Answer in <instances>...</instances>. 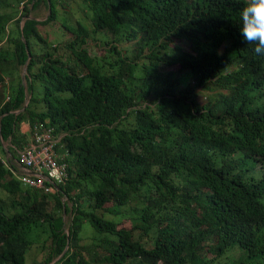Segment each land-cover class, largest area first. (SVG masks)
Wrapping results in <instances>:
<instances>
[{
	"label": "trees",
	"instance_id": "trees-1",
	"mask_svg": "<svg viewBox=\"0 0 264 264\" xmlns=\"http://www.w3.org/2000/svg\"><path fill=\"white\" fill-rule=\"evenodd\" d=\"M77 1L104 28L67 22L56 44L41 28L62 0H0V264H27L35 233L49 238L33 264L264 259V0ZM42 2L49 18L28 19ZM44 128L64 135L70 180L55 194L3 161V142L16 160Z\"/></svg>",
	"mask_w": 264,
	"mask_h": 264
},
{
	"label": "rangeland",
	"instance_id": "rangeland-1",
	"mask_svg": "<svg viewBox=\"0 0 264 264\" xmlns=\"http://www.w3.org/2000/svg\"><path fill=\"white\" fill-rule=\"evenodd\" d=\"M62 2H63V5L59 4V6H58V10L60 11V16L58 17V23L59 24L58 23L57 24L52 23L51 26L41 28L42 34L45 36L46 35L45 33L49 32L50 33V39L52 41L56 42V44L58 42L62 43V41L67 39V36H63L65 29L62 28V26L67 22L75 23L76 20H79L90 30H93L94 28H100V29L104 28L102 23L93 19L92 12L88 11L86 9L85 5L81 4V1L62 0ZM21 12H22V6L19 8V13H21ZM50 15H51L50 9L48 8V6L44 2H42L36 10L31 11L30 17H32L38 21H45L49 18ZM13 27H14V23L10 24L9 31ZM97 38H100V34L97 35ZM42 46L43 45H39L38 48L40 49ZM9 47H10V45L8 44V42H6V40L2 41V43L0 44L1 50L7 49ZM88 47H89V51H90L91 55H93V57L96 58L97 62H99L105 66H108V63L113 61V59L116 57L115 55L108 53L109 48L107 46H105L101 41H96L93 38H90ZM118 48H119V50H121L125 53V51L128 49L133 50L134 43L133 42H121V43H118ZM105 50L107 51L106 54H105ZM24 70H25V66H21L19 68V74L21 76H23ZM182 76H183L184 81L187 82V80L189 79V74H184ZM198 92H199L200 103L202 105L206 104L208 101L207 100V93H204V91H201L200 89ZM3 146H4V149L7 151H10V149L12 148L11 144L7 143V142H3ZM58 151H59V148H58ZM62 200L64 203H66L67 205L72 207V203L69 202L68 199L62 198ZM54 205H55V201L51 199L49 209L51 210L54 207ZM71 221H72L71 215H68V216L64 215L65 232L66 233L69 232V227L71 225ZM129 224L130 223L128 221L124 222V225H126V226H128ZM88 228L89 227L86 225V229H88ZM91 231L88 230L83 235L86 237H89V236H91ZM35 238H37V240H36L37 244L33 246L32 251L27 256V264H33L35 261L42 259L43 254H42L41 246H42L43 242L49 238V233H47V234L41 233L40 236L36 235V233H35L34 235L30 236V239H33L34 241H35ZM83 243H87V241H85V239H84ZM245 260H248V262L250 264H262V263H264V259L249 260L244 255L242 261H245ZM240 261L241 260L236 257V252H233V251L227 253L226 256L223 258V262L227 263V264H236L237 262H240Z\"/></svg>",
	"mask_w": 264,
	"mask_h": 264
},
{
	"label": "built area",
	"instance_id": "built-area-1",
	"mask_svg": "<svg viewBox=\"0 0 264 264\" xmlns=\"http://www.w3.org/2000/svg\"><path fill=\"white\" fill-rule=\"evenodd\" d=\"M63 137L54 128L36 130L28 144L18 151L16 160L6 150L3 161L24 186L47 194L58 193L60 186L70 180L69 165L58 152Z\"/></svg>",
	"mask_w": 264,
	"mask_h": 264
},
{
	"label": "water",
	"instance_id": "water-1",
	"mask_svg": "<svg viewBox=\"0 0 264 264\" xmlns=\"http://www.w3.org/2000/svg\"><path fill=\"white\" fill-rule=\"evenodd\" d=\"M50 13H51V10H50ZM27 19V18H26ZM28 19H34L32 17H28ZM23 25V24H22ZM30 58V57H29ZM27 68H28V62L27 64L25 65V70H24V74L22 76V80L24 81V84L26 83V79H27ZM27 105H28V100H27ZM1 135V134H0ZM59 260V259H58Z\"/></svg>",
	"mask_w": 264,
	"mask_h": 264
},
{
	"label": "crops",
	"instance_id": "crops-1",
	"mask_svg": "<svg viewBox=\"0 0 264 264\" xmlns=\"http://www.w3.org/2000/svg\"><path fill=\"white\" fill-rule=\"evenodd\" d=\"M28 125L26 124V123H24L23 125H22V132L23 133H28Z\"/></svg>",
	"mask_w": 264,
	"mask_h": 264
}]
</instances>
